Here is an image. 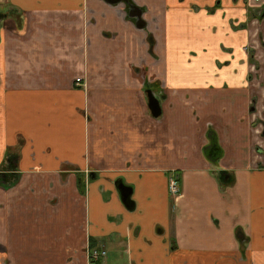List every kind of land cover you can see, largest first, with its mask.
<instances>
[{
  "label": "crops",
  "instance_id": "obj_1",
  "mask_svg": "<svg viewBox=\"0 0 264 264\" xmlns=\"http://www.w3.org/2000/svg\"><path fill=\"white\" fill-rule=\"evenodd\" d=\"M131 1L0 0V264H264V0Z\"/></svg>",
  "mask_w": 264,
  "mask_h": 264
},
{
  "label": "trees",
  "instance_id": "obj_2",
  "mask_svg": "<svg viewBox=\"0 0 264 264\" xmlns=\"http://www.w3.org/2000/svg\"><path fill=\"white\" fill-rule=\"evenodd\" d=\"M127 2V4L135 6L133 4V1L131 0H124ZM150 51L153 54V43L150 45ZM17 160H18V151L17 150H9L7 157H6V163L0 167V184H5V185H13L16 181L19 179V174L16 173V167H17ZM223 172L219 174L221 181H223ZM78 176V188L81 193H85L86 189V179H93V176H90V173L88 175L86 174H80L77 173ZM14 179L15 181L13 183H9L10 179ZM5 180V181H4ZM232 180L228 181V184L231 183ZM94 245V243H92Z\"/></svg>",
  "mask_w": 264,
  "mask_h": 264
},
{
  "label": "water",
  "instance_id": "obj_3",
  "mask_svg": "<svg viewBox=\"0 0 264 264\" xmlns=\"http://www.w3.org/2000/svg\"><path fill=\"white\" fill-rule=\"evenodd\" d=\"M114 1V0H113ZM139 11H135V13H133V11H130L131 16L136 17V24L138 27H144L146 25V23L142 20L141 14L142 11L137 8ZM264 15V13H263ZM148 97H149V108L152 111V113L155 116H158L161 114L162 112V108H161V103H160V99L155 95V93H152V91L148 90ZM119 189L121 191V196H122V200L128 204V201L130 200V196L132 195V188L131 187H127L124 184H122L121 186H119Z\"/></svg>",
  "mask_w": 264,
  "mask_h": 264
},
{
  "label": "built area",
  "instance_id": "obj_4",
  "mask_svg": "<svg viewBox=\"0 0 264 264\" xmlns=\"http://www.w3.org/2000/svg\"><path fill=\"white\" fill-rule=\"evenodd\" d=\"M75 83L76 85H82V78L81 77H77L75 79ZM175 180L172 178H170V182H169V189L171 194L176 192V185H175ZM173 195V194H172ZM107 254V250L103 249V248H91L89 250L88 253V257L90 259L91 262H96L99 261L100 259H102L104 256H106Z\"/></svg>",
  "mask_w": 264,
  "mask_h": 264
},
{
  "label": "rangeland",
  "instance_id": "obj_5",
  "mask_svg": "<svg viewBox=\"0 0 264 264\" xmlns=\"http://www.w3.org/2000/svg\"><path fill=\"white\" fill-rule=\"evenodd\" d=\"M82 78V77H81ZM160 85H161V83H150V82H148V84L146 85L147 86V88H151V87H153L154 88V90H161L160 89ZM80 86H84V87H86L87 85H86V83L85 82H83V80H82V85H80ZM151 91V90H150ZM152 93H155V92H153V90H152ZM159 94V93H158ZM147 95H148V90H147ZM157 97H159V95H157V94H155ZM148 97V96H147ZM148 104H149V97H148ZM152 112V111H151ZM153 114V113H152ZM154 115V114H153ZM158 116H160V115H158ZM158 116H156V117H158ZM260 124H262V127L264 126V122L263 121H260L259 122ZM264 128V127H263ZM260 143L262 144V145H264L263 144V142L262 141H260ZM263 148H264V146H263ZM173 179L175 180L174 182H175V185H176V192L175 193H172L171 195L174 197V198H178L179 196H180V194H181V187H180V178L178 177V176H175V177H173ZM123 184V183H122ZM122 184H120V186L122 185ZM107 255V254H106ZM102 260V259H101Z\"/></svg>",
  "mask_w": 264,
  "mask_h": 264
},
{
  "label": "flooded vegetation",
  "instance_id": "obj_6",
  "mask_svg": "<svg viewBox=\"0 0 264 264\" xmlns=\"http://www.w3.org/2000/svg\"><path fill=\"white\" fill-rule=\"evenodd\" d=\"M128 6V13L130 14V11H133V13H135V11H139L137 8L138 7H136V6H132V5H127ZM133 8V9H132ZM263 13H264V5H262L261 6V8H260V17L261 18H264V15H263ZM141 17H142V14H141ZM263 43H264V41H262ZM253 62H254V59L252 60ZM146 90H153V92L155 91L154 90V88H146ZM264 127V126H263ZM262 127V129L261 130H263L262 131V134L260 135V132H259V136H260V140L263 142V144H264V128ZM260 130V131H261ZM258 148L263 152V154H264V148H263V145H261V143L260 142H258Z\"/></svg>",
  "mask_w": 264,
  "mask_h": 264
}]
</instances>
